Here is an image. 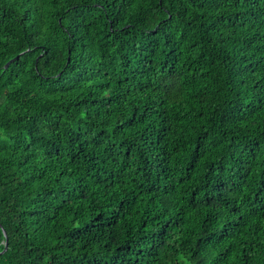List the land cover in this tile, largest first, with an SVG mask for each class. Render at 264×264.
I'll list each match as a JSON object with an SVG mask.
<instances>
[{"label": "trees", "instance_id": "trees-1", "mask_svg": "<svg viewBox=\"0 0 264 264\" xmlns=\"http://www.w3.org/2000/svg\"><path fill=\"white\" fill-rule=\"evenodd\" d=\"M5 242L0 264H264V0H0Z\"/></svg>", "mask_w": 264, "mask_h": 264}, {"label": "water", "instance_id": "water-1", "mask_svg": "<svg viewBox=\"0 0 264 264\" xmlns=\"http://www.w3.org/2000/svg\"><path fill=\"white\" fill-rule=\"evenodd\" d=\"M16 58H18V56L10 59L7 63H5L4 68H7L9 63L13 62ZM3 234H5L4 231H3ZM6 248H7V242H5L4 249L3 251L0 252V254H2L6 250Z\"/></svg>", "mask_w": 264, "mask_h": 264}]
</instances>
